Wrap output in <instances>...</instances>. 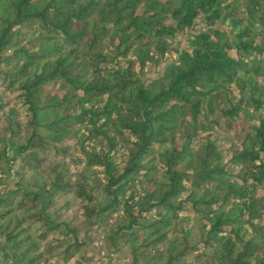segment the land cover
<instances>
[{
    "label": "trees",
    "instance_id": "trees-1",
    "mask_svg": "<svg viewBox=\"0 0 264 264\" xmlns=\"http://www.w3.org/2000/svg\"><path fill=\"white\" fill-rule=\"evenodd\" d=\"M103 258L264 264V0H0V264Z\"/></svg>",
    "mask_w": 264,
    "mask_h": 264
},
{
    "label": "rangeland",
    "instance_id": "rangeland-1",
    "mask_svg": "<svg viewBox=\"0 0 264 264\" xmlns=\"http://www.w3.org/2000/svg\"><path fill=\"white\" fill-rule=\"evenodd\" d=\"M172 58H174V54L170 53L167 59L169 60V59H172ZM167 59L163 60L159 65H156V64H153V63L148 64L147 67H146L145 77L147 79H150V78L158 76L161 72H163L164 69L166 68L167 64H168ZM65 198L70 199L73 202L74 206L72 207L71 210H75L76 209L75 206L77 205L76 197L73 194H67ZM101 248H103V246H101ZM105 261L108 262V259L107 258H103L100 261V264H105Z\"/></svg>",
    "mask_w": 264,
    "mask_h": 264
}]
</instances>
